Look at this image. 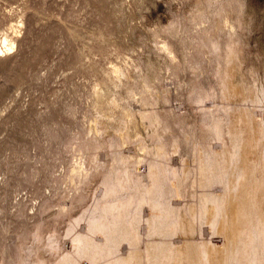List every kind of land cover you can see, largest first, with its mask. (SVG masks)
<instances>
[{"label":"bare ground","instance_id":"obj_1","mask_svg":"<svg viewBox=\"0 0 264 264\" xmlns=\"http://www.w3.org/2000/svg\"><path fill=\"white\" fill-rule=\"evenodd\" d=\"M215 3V11L205 5L196 11L193 23H208L194 42L181 43L183 62L174 71L178 88L191 84L195 96L203 76L215 71L225 102L199 103L202 118L195 122L166 110L160 101L168 100L167 91L146 76L139 91L135 83L127 86L131 98L139 96L136 108L112 94L129 76L122 64L110 67L104 88H94L95 114L80 145L92 166L83 156L71 165L65 184L74 201L54 213L56 221L67 216L65 231H45L37 221L4 264H264V83L247 87L237 77L244 0H209L208 6ZM15 48V36L3 33L0 54ZM160 49L169 64L176 62L172 44ZM184 147L189 157L179 163L174 154ZM96 179L92 203L74 212Z\"/></svg>","mask_w":264,"mask_h":264},{"label":"rangeland","instance_id":"obj_2","mask_svg":"<svg viewBox=\"0 0 264 264\" xmlns=\"http://www.w3.org/2000/svg\"><path fill=\"white\" fill-rule=\"evenodd\" d=\"M208 1L0 0V38L8 32L16 40L14 50L0 54V264L18 250L37 221L45 231H65L67 216L56 221L54 213L62 202L74 201L65 184L71 165L83 156L92 166L89 151L83 152L80 145L88 138L95 114L94 88H104L110 67L122 64L129 76L128 83L111 88L112 94L136 108L139 96L131 98L127 86L135 83L139 91L146 76L160 91H167L168 100L160 101L166 110L190 114L195 122L202 118L199 103L211 108L225 102L215 71L202 78L206 89H201L202 102L201 92L192 94L191 84L179 89L175 77V65L183 62L181 43L194 42L208 23H193L199 8L217 9L218 4L208 6ZM244 6L238 26L242 63L237 77L250 87L264 83V0H244ZM167 41L178 55L174 64L160 49ZM142 130L150 139L149 130ZM181 156L189 157L185 147L174 154L179 163ZM97 182L86 187L88 195L74 212L89 200L92 203ZM208 238L223 244L219 235Z\"/></svg>","mask_w":264,"mask_h":264}]
</instances>
